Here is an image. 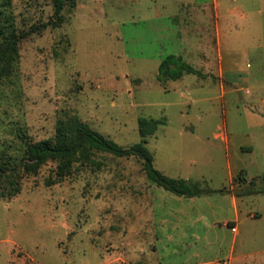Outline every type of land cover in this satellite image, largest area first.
Wrapping results in <instances>:
<instances>
[{"label": "rangeland", "instance_id": "obj_1", "mask_svg": "<svg viewBox=\"0 0 264 264\" xmlns=\"http://www.w3.org/2000/svg\"><path fill=\"white\" fill-rule=\"evenodd\" d=\"M10 9L27 31L54 2ZM62 15L0 66V162L21 159L24 134L54 136L59 118L124 147L140 141L139 117L156 118L154 166L212 191L177 195L138 156L98 152L100 165L61 178L48 162L0 194V264H264V191L244 192L264 189V0H77ZM173 53L205 75L159 80Z\"/></svg>", "mask_w": 264, "mask_h": 264}, {"label": "trees", "instance_id": "obj_2", "mask_svg": "<svg viewBox=\"0 0 264 264\" xmlns=\"http://www.w3.org/2000/svg\"><path fill=\"white\" fill-rule=\"evenodd\" d=\"M54 13L48 21L33 24L27 31L18 30L15 15L11 11L12 0L0 2V66L8 71L19 55L20 41L34 33H40L48 26L59 27L63 23L62 11L70 5L74 7L77 0H53ZM9 9V12L7 11ZM5 73V72H4ZM193 73L198 76L205 75L200 69L187 62L182 55L169 54L161 60L159 65V80H177L184 74ZM160 119L139 117L138 125L141 139L130 147H124L101 132L93 129L78 115L59 118L56 123L55 135L50 138L32 140L23 135V156L15 164L11 160L0 162V194L14 196L21 191L20 179L25 174H37L42 165L55 162V173L59 178L72 173L76 164L100 165L95 160L98 152H107L119 157L138 156L143 160V169L148 179L153 183L181 196H200L211 192L183 177H171L164 174L154 166L153 153L147 146L148 137L153 135ZM264 178V175H263ZM240 182L246 180V170L241 169L236 175ZM49 182V180H48ZM53 180L51 183H54ZM264 191L257 188L254 180L250 182L244 192L255 193ZM230 224V222H229Z\"/></svg>", "mask_w": 264, "mask_h": 264}, {"label": "crops", "instance_id": "obj_3", "mask_svg": "<svg viewBox=\"0 0 264 264\" xmlns=\"http://www.w3.org/2000/svg\"><path fill=\"white\" fill-rule=\"evenodd\" d=\"M213 48V47H212ZM215 49V48H214ZM220 49V48H219ZM178 55H181V54H178ZM186 60V59H185ZM203 73H205V72H203ZM208 74H210V73H208ZM233 196H232V204H233V206L236 208V206H237V197H236V195L235 194H232ZM236 211H237V209H236ZM250 213V212H249ZM262 216V213L260 212V211H256V212H254V213H252L251 214V216H249V217H251V218H257V217H261ZM229 222H230V224H229ZM236 219H228L227 221H226V223H228L229 224V226H235L236 227ZM237 229V228H236ZM233 231V230H232ZM239 230L237 229L236 231H233V232H235V233H237ZM230 258H231V256H230ZM228 262H230V264H232V262H233V260L232 259H230V260H228V261H224L223 263H220V264H227ZM214 262L213 261H207L206 262V264H213ZM215 263H218V262H215Z\"/></svg>", "mask_w": 264, "mask_h": 264}, {"label": "built area", "instance_id": "obj_4", "mask_svg": "<svg viewBox=\"0 0 264 264\" xmlns=\"http://www.w3.org/2000/svg\"><path fill=\"white\" fill-rule=\"evenodd\" d=\"M232 230H233V231H236L237 229H236V227H235V226H232Z\"/></svg>", "mask_w": 264, "mask_h": 264}]
</instances>
